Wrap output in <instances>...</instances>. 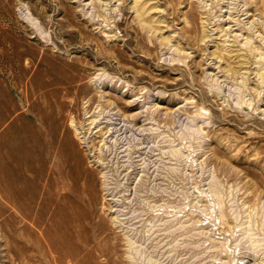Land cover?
I'll list each match as a JSON object with an SVG mask.
<instances>
[{"label": "rangeland", "instance_id": "obj_1", "mask_svg": "<svg viewBox=\"0 0 264 264\" xmlns=\"http://www.w3.org/2000/svg\"><path fill=\"white\" fill-rule=\"evenodd\" d=\"M0 264H264V0H0Z\"/></svg>", "mask_w": 264, "mask_h": 264}]
</instances>
